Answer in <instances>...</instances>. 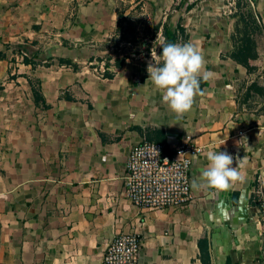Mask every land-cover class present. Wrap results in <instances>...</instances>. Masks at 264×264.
Returning <instances> with one entry per match:
<instances>
[{
  "label": "crops",
  "instance_id": "crops-1",
  "mask_svg": "<svg viewBox=\"0 0 264 264\" xmlns=\"http://www.w3.org/2000/svg\"><path fill=\"white\" fill-rule=\"evenodd\" d=\"M143 1L144 34L131 41L118 37L120 0H0V264H102L119 232L140 237L138 264H264V0L251 72L230 57L232 29L210 3L168 15L169 0ZM154 19L162 37L166 26L198 47L210 74L182 116L149 79L163 63ZM142 137L200 147L189 204L143 209L125 196ZM209 151L240 159L227 189L202 179Z\"/></svg>",
  "mask_w": 264,
  "mask_h": 264
},
{
  "label": "built area",
  "instance_id": "built-area-1",
  "mask_svg": "<svg viewBox=\"0 0 264 264\" xmlns=\"http://www.w3.org/2000/svg\"><path fill=\"white\" fill-rule=\"evenodd\" d=\"M199 152L200 147L191 139L170 150L163 143L142 137L127 154L125 196L143 209L186 206L194 199L189 169L192 156ZM140 243L134 232L117 233L103 252L102 264H138Z\"/></svg>",
  "mask_w": 264,
  "mask_h": 264
},
{
  "label": "clouds",
  "instance_id": "clouds-1",
  "mask_svg": "<svg viewBox=\"0 0 264 264\" xmlns=\"http://www.w3.org/2000/svg\"><path fill=\"white\" fill-rule=\"evenodd\" d=\"M160 47L163 63L149 64V79L157 89L163 90V100L168 106L182 116L191 110L195 97L203 94L200 80H207L210 74L205 70L202 52L192 43H168L161 37ZM224 142L222 140L221 144ZM234 159L226 151H209V163L202 171V179L207 186L227 189L231 181L239 179L237 167L232 166Z\"/></svg>",
  "mask_w": 264,
  "mask_h": 264
},
{
  "label": "rangeland",
  "instance_id": "rangeland-1",
  "mask_svg": "<svg viewBox=\"0 0 264 264\" xmlns=\"http://www.w3.org/2000/svg\"><path fill=\"white\" fill-rule=\"evenodd\" d=\"M136 1L138 0H134L130 3L129 0H120L121 15L119 18V39L136 41L143 37V29L146 21V15L144 12L145 3L143 0H139L138 3H136ZM200 1L204 2L200 3ZM169 3L170 9L166 11V14L168 15L170 14L172 9L186 10L190 8L192 4H198L199 6H204L205 4L204 7H209L207 5L210 3L212 7L219 11L223 19H225L224 22H226V24L232 29L230 33V41L233 46L232 53L235 52L241 45H246L248 39H252V47L250 45L249 47L251 48V51L252 48L254 51L251 52V54L247 55V60L248 62H255L256 51L255 47H253V44L256 45L258 36L255 34V30L252 28L250 23L247 22L248 20L246 16L248 8L252 9L254 13V0H169ZM130 7H132L131 12L124 14L125 12L130 10ZM152 24L154 30L150 39L152 40L153 45L154 43L160 41L162 35L158 34L160 21L157 22V20L154 19ZM121 47L122 46H118V48ZM145 55H147V53H145ZM257 89L258 86H253L251 88L252 91H255Z\"/></svg>",
  "mask_w": 264,
  "mask_h": 264
},
{
  "label": "trees",
  "instance_id": "trees-1",
  "mask_svg": "<svg viewBox=\"0 0 264 264\" xmlns=\"http://www.w3.org/2000/svg\"><path fill=\"white\" fill-rule=\"evenodd\" d=\"M247 16V22L250 23V25L252 26V28L255 30V34L258 35L260 34V32H262V28H261V22L260 19L258 18V16H256L253 13V10L248 8V11L246 13ZM163 37L166 40V42L168 43H176V34L175 32H172L168 29V27L164 26L163 28ZM252 39H248V41L246 42V45H241L240 47L237 48V50L235 52H231L230 57L235 60L236 62H238L239 64H241L242 66H244L246 68L247 72H251L252 70H254V66L250 65L248 60H247V55L251 54V52H253V48L251 51V48L249 47V45L252 47ZM257 45V44H256ZM256 45L253 44V47H255L256 49ZM256 51V50H255ZM158 53L162 56V49L159 45L158 47ZM162 65V64H161ZM107 66V64H106ZM105 76L110 77L111 73L109 71L108 68L105 69ZM207 80H200V87L204 86L206 84ZM253 86H257L256 83H252L250 85V87ZM34 99L37 101L38 95H37V91H34ZM200 257L202 259V261H204L205 259L208 260L209 258V254L207 251V245H206V240L203 238V242L202 244H200Z\"/></svg>",
  "mask_w": 264,
  "mask_h": 264
}]
</instances>
